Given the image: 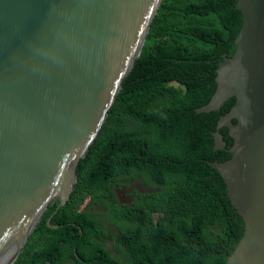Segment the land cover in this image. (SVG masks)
<instances>
[{
	"label": "water",
	"instance_id": "obj_1",
	"mask_svg": "<svg viewBox=\"0 0 264 264\" xmlns=\"http://www.w3.org/2000/svg\"><path fill=\"white\" fill-rule=\"evenodd\" d=\"M161 1L0 0V264H14L48 206L58 202L55 214L69 199ZM236 8L235 53L195 113L235 98L213 133L222 150L228 128L231 158L210 162L244 223L225 264H264V0ZM53 214L46 225L57 229Z\"/></svg>",
	"mask_w": 264,
	"mask_h": 264
},
{
	"label": "trees",
	"instance_id": "obj_2",
	"mask_svg": "<svg viewBox=\"0 0 264 264\" xmlns=\"http://www.w3.org/2000/svg\"><path fill=\"white\" fill-rule=\"evenodd\" d=\"M236 4L161 1L139 57L76 166L69 199L55 214L58 202L48 206L14 264L226 263L244 223L210 162L231 158L228 128L219 129L222 150L213 151V133L235 98L219 111L195 109L210 101L219 63L235 53L242 26ZM125 180L155 191L121 206L113 188ZM100 204L106 211L93 213ZM52 214L57 229L46 225Z\"/></svg>",
	"mask_w": 264,
	"mask_h": 264
},
{
	"label": "flooded vegetation",
	"instance_id": "obj_3",
	"mask_svg": "<svg viewBox=\"0 0 264 264\" xmlns=\"http://www.w3.org/2000/svg\"><path fill=\"white\" fill-rule=\"evenodd\" d=\"M153 191H155V189H153L152 187L146 185L145 183L139 180H132L128 182H126L125 180L122 183H120L118 187L115 186L113 188V192L116 196L118 204L125 207L133 206L135 202L138 200V195L150 193ZM99 206L102 208L101 210L106 211V209L101 204ZM98 208H99L98 206L94 205L91 211L95 213V211ZM102 220L108 222L106 224L108 228H110L111 230L114 229L112 224L109 222V215H103ZM109 243H111V241L106 240V245L108 250L113 255L118 256L116 250L114 249V245L109 247Z\"/></svg>",
	"mask_w": 264,
	"mask_h": 264
},
{
	"label": "rangeland",
	"instance_id": "obj_4",
	"mask_svg": "<svg viewBox=\"0 0 264 264\" xmlns=\"http://www.w3.org/2000/svg\"><path fill=\"white\" fill-rule=\"evenodd\" d=\"M102 208H98L95 213L98 214L100 211H103L101 210ZM101 219H102V216H101ZM113 244L112 243H109V247H111Z\"/></svg>",
	"mask_w": 264,
	"mask_h": 264
}]
</instances>
